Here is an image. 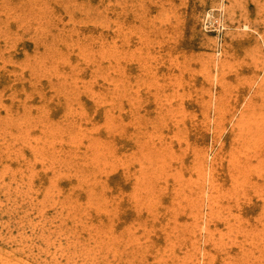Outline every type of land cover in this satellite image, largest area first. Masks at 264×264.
<instances>
[{"label": "rangeland", "instance_id": "374dc122", "mask_svg": "<svg viewBox=\"0 0 264 264\" xmlns=\"http://www.w3.org/2000/svg\"><path fill=\"white\" fill-rule=\"evenodd\" d=\"M0 264H264V0H0Z\"/></svg>", "mask_w": 264, "mask_h": 264}]
</instances>
